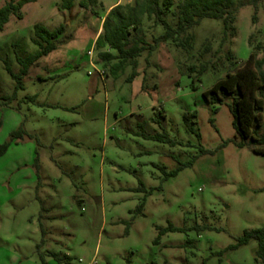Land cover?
<instances>
[{
    "label": "rangeland",
    "instance_id": "rangeland-1",
    "mask_svg": "<svg viewBox=\"0 0 264 264\" xmlns=\"http://www.w3.org/2000/svg\"><path fill=\"white\" fill-rule=\"evenodd\" d=\"M80 1L71 8L65 0L28 2L0 32V149L25 129L0 153V264H42L43 255L59 264L50 251L69 254L64 264H260L257 240L224 249L264 226V154L232 141L223 146L237 135L233 113L208 103L204 91L252 50L264 57V0L257 11L239 8L228 30L223 20L204 19L191 30L190 50L168 41L145 51L132 82L131 66L114 75L116 60L103 61L95 46L103 7ZM115 1L101 0L105 7ZM178 2L166 16L173 24ZM36 23L66 30L13 96L17 81L7 65L19 72L17 57L38 49ZM144 27L151 43L164 32L147 17ZM187 113L196 114L197 132ZM156 131L175 142L147 137ZM170 223L183 230L157 243Z\"/></svg>",
    "mask_w": 264,
    "mask_h": 264
},
{
    "label": "trees",
    "instance_id": "trees-1",
    "mask_svg": "<svg viewBox=\"0 0 264 264\" xmlns=\"http://www.w3.org/2000/svg\"><path fill=\"white\" fill-rule=\"evenodd\" d=\"M37 0H8L4 5L0 6V32L5 29L6 23L12 15L22 17L21 9L26 3L35 2ZM73 0H65L67 8H71ZM99 0H81L82 7L89 8L98 4ZM262 0H179L177 3L178 20L175 24L167 19V12L171 9L175 0H135L132 3H118L106 15L102 22V31L95 39V46L99 50L100 58L105 62L116 60L111 65V71L114 75L124 72L128 66L132 67V72L127 78L129 82L134 80L139 74L138 65L139 58L145 51L149 54L157 48L160 43L174 41L183 49L190 50L196 39V34L192 32V28L199 25L206 18L223 20L225 30L231 28V23L236 21V13L239 8L245 5H252L258 9ZM154 20L155 24H160L164 28L163 34L155 36L153 42H149L144 27L145 18ZM257 15L254 16V21ZM234 30V27H232ZM66 25L64 23L59 26L50 28L42 23L34 25L35 39L38 49L30 55L18 56L17 59L21 65L19 72H14L9 65L8 71L17 81L16 96L19 89L24 88L23 78L28 75L34 63L41 57L48 56L56 50L61 42L60 37L65 33ZM106 47L116 50H104ZM207 65H203L199 70L202 74L206 70ZM196 67H191L192 71H196ZM204 98L208 103L214 106L227 104L233 113V125L237 135L234 139L230 138L223 143L225 146L228 142H234L240 147L248 146L255 153L264 154V134L260 129L264 128V57L259 58L257 51H251L249 58L244 61L235 71H229L227 74L216 80L211 87L204 91ZM218 107H216V111ZM195 113H187L184 119L190 130L197 132L195 122L192 116ZM161 118V115H159ZM214 123V118L211 119ZM25 129L20 127L11 134L10 140H6L0 149L2 154L9 149L12 142L23 138ZM200 135V133H199ZM149 138H157L160 141H168L174 143L168 133H151ZM202 153H213L212 149L202 148ZM198 156H194L191 160L181 164L177 169L165 172L164 179L176 176L181 170L189 165H193ZM37 164L39 159L36 158ZM145 189V187L143 186ZM154 190V189H152ZM150 190L149 192H152ZM146 198L142 200L138 209V213H142L145 209ZM183 228L170 223L167 227L159 228V236L156 239L158 243L165 233L168 231H182ZM252 240L258 241V249H256V260L260 264H264V226L255 229H246L238 238L235 244L229 245L227 249H235L244 244L250 243ZM50 256L58 260L59 264L71 262L72 257L67 253L50 251ZM42 264H46L44 255L42 256Z\"/></svg>",
    "mask_w": 264,
    "mask_h": 264
},
{
    "label": "crops",
    "instance_id": "crops-1",
    "mask_svg": "<svg viewBox=\"0 0 264 264\" xmlns=\"http://www.w3.org/2000/svg\"><path fill=\"white\" fill-rule=\"evenodd\" d=\"M133 0H127V1H123V0H117L115 2H113L112 4H110L109 7H105V5L103 4V2H101V0L98 1L99 4H101V6L103 7L104 9V14L102 15V20L101 21V24L103 22V20H105V17L107 15V13L118 3H123V4H127V3H132ZM102 31V25H101V28H100V32ZM100 32L98 34H100Z\"/></svg>",
    "mask_w": 264,
    "mask_h": 264
}]
</instances>
